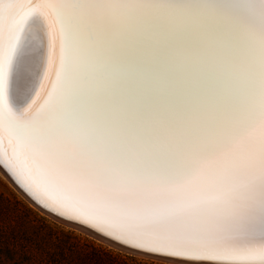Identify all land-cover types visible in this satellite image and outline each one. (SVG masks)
<instances>
[{
  "label": "snow or ice",
  "instance_id": "snow-or-ice-1",
  "mask_svg": "<svg viewBox=\"0 0 264 264\" xmlns=\"http://www.w3.org/2000/svg\"><path fill=\"white\" fill-rule=\"evenodd\" d=\"M0 165L134 249L264 264V0H0Z\"/></svg>",
  "mask_w": 264,
  "mask_h": 264
},
{
  "label": "rangeland",
  "instance_id": "rangeland-1",
  "mask_svg": "<svg viewBox=\"0 0 264 264\" xmlns=\"http://www.w3.org/2000/svg\"><path fill=\"white\" fill-rule=\"evenodd\" d=\"M168 264L129 256L32 207L0 173V264Z\"/></svg>",
  "mask_w": 264,
  "mask_h": 264
},
{
  "label": "water",
  "instance_id": "water-1",
  "mask_svg": "<svg viewBox=\"0 0 264 264\" xmlns=\"http://www.w3.org/2000/svg\"><path fill=\"white\" fill-rule=\"evenodd\" d=\"M0 172L4 176V178L10 183L14 189H16L25 199L26 201L35 209H37L40 213L44 214L45 216L49 217L53 221L60 223L66 227H69L71 229L77 230L88 237L93 238L94 240L107 245L108 247L119 251L120 253H124L129 256H137V257H143L151 260H157L162 261L164 263L168 264H189V262L182 261L179 258H173V257H164L160 256L158 254L154 253H147L138 249H134L132 247H129L127 245H124L108 236H105L96 230L83 225L81 223H77L75 221H71L65 218H62L58 215H56L54 212H51L43 207H41L28 193H26L22 187L19 186V184L15 181V179L5 170V168L0 165Z\"/></svg>",
  "mask_w": 264,
  "mask_h": 264
},
{
  "label": "trees",
  "instance_id": "trees-1",
  "mask_svg": "<svg viewBox=\"0 0 264 264\" xmlns=\"http://www.w3.org/2000/svg\"><path fill=\"white\" fill-rule=\"evenodd\" d=\"M91 264H108L102 261L100 258L90 255L87 257Z\"/></svg>",
  "mask_w": 264,
  "mask_h": 264
},
{
  "label": "bare ground",
  "instance_id": "bare-ground-1",
  "mask_svg": "<svg viewBox=\"0 0 264 264\" xmlns=\"http://www.w3.org/2000/svg\"><path fill=\"white\" fill-rule=\"evenodd\" d=\"M1 173V172H0ZM2 174V173H1Z\"/></svg>",
  "mask_w": 264,
  "mask_h": 264
}]
</instances>
